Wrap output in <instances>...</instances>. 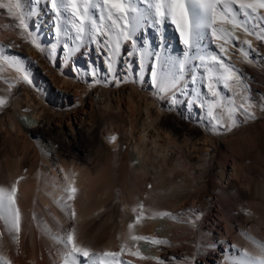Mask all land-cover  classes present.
I'll use <instances>...</instances> for the list:
<instances>
[{
  "label": "bare ground",
  "instance_id": "1",
  "mask_svg": "<svg viewBox=\"0 0 264 264\" xmlns=\"http://www.w3.org/2000/svg\"><path fill=\"white\" fill-rule=\"evenodd\" d=\"M134 6L141 9L145 14H149L147 5L140 3L139 0H136ZM22 7L25 12L33 10L29 18L31 34L24 37L23 33L20 32L15 36L13 42H9L8 39L4 38L0 40V100L4 102L0 104V109L11 99L13 92L19 87L23 88L26 84L22 80V74L16 72V66L11 64L13 58H20L24 70L23 74L29 77V82L33 85L36 80L38 88L43 93L41 97L37 98H33L25 90L21 91V94L17 93L14 115L0 121V134L16 139L23 148V153L16 158L13 166L7 164L3 166L0 161V187L10 189L12 184H16V201L21 213L18 234L15 232L9 233L4 221L0 220V244L3 245L0 246V260L6 261L7 264H18L21 256L28 253L26 242L29 241L31 244L29 256L33 259L34 264H37V260L34 261L37 249L42 254L45 264H60V253L63 251L64 246L58 242L56 237H63L68 230L74 229L68 224L71 220L78 226V229L75 230V236L79 244L90 248L92 251L98 246L95 241H87L88 236L85 232L84 222L109 206V202L94 204L92 199H94V195L98 192L100 186L108 192L110 183H108V179L106 180V172H93L90 168L91 164L81 159V156L76 152L81 149L77 139L83 133L86 118L89 117L91 112L85 108L82 109L81 113H69L61 110L76 106L78 100L82 98L79 92L74 93L72 96L70 91L74 90L76 81L83 74L91 76L95 81H102V78H99L98 75L100 72L101 74L107 72L114 80L117 63L121 61L128 72L125 80L130 83V91L127 94L129 104H133V107L136 108V100L144 103L145 119L142 128H144V134H149L151 147L143 156L142 162L136 163L134 155L128 162V177L125 189L132 196V199L130 200V197L128 199L126 196L121 195V233L117 241L109 239L104 248L105 251H120L121 245H124L125 251L120 257L124 264H158L157 260L161 257V248L164 245H170L171 242L166 233L162 231L163 235L160 238L157 237L156 231L159 229V224L166 222L161 220L173 216L174 212L179 211L185 205L184 203V205L173 203L171 197L189 191V194H194L189 209L193 213L200 211L198 203L201 189L205 185L202 187L199 180L203 178L204 174L208 173L216 152L213 140L208 137L200 138L199 130L195 128L196 124L200 122L213 126H215V123L206 115L208 107L201 108L200 100H196L197 96L204 99L207 95L201 93L202 85L200 83L193 84L192 82V75L196 74V70L192 67L193 62H187L186 70L180 77L182 87L179 91V97L176 99H173L170 89L165 87L166 81L160 77L154 78L152 75V66L157 64L158 60L160 62L167 60L169 64L175 65L177 72L179 71V61L185 59V49L178 31L170 21L155 29L142 25L134 33L136 37L134 41L122 43V50L118 58H114L113 70L110 72L105 59L106 55H110V53L101 54L103 63H98L96 58L92 59L90 56L86 57L89 61L87 63L76 57V52L81 45L93 43L87 35L82 42L70 38L74 33L71 32L70 25L64 18L67 13L61 17L60 22L61 32H67L68 35L62 34L58 38L55 27L56 20L48 12L49 9L43 0H22ZM3 16L8 18L5 11L0 10V17ZM238 19H242V17H238ZM6 22L11 23V20L7 19ZM223 27L227 31L238 30L241 34L237 36L244 37L243 40H248L252 47L249 49L241 41L235 44L239 56L235 61L241 65V68L236 67L235 69L242 74L243 83L231 93V102L225 98L228 94L218 86V90H221V103L224 105L221 109L216 110L219 118H221L223 108L226 110L224 113H226L227 107L231 104H234L237 108L241 104L240 95L236 94L240 89L241 91L247 90L253 99L258 94L255 85L260 86L264 83V40H257L255 35L245 33L243 28L233 29L231 24H224ZM248 27L251 28L252 25L249 24ZM86 28L90 29V26L86 25ZM206 33L207 39L202 43L205 45L207 53L218 52L216 43L211 41L210 30H206ZM33 40L49 56L51 63L60 57V66L62 72L67 75L66 78L62 77L63 73H52L46 62L40 63L41 70L36 69L32 62L34 57L31 47ZM65 43L69 47L62 49L61 46H64ZM219 43L223 44L226 49L229 44L234 46L233 43L224 44L223 40H220ZM23 45L29 48L27 58H24V54H22L24 52L20 51ZM129 51L135 55L128 56L127 52ZM228 53L230 52L227 49ZM5 57L8 58L7 61ZM133 59H136L138 64L136 74L133 69ZM92 62L95 64H92ZM66 69L71 70L73 76H70L69 71H66ZM196 75L199 79L198 74ZM44 77H50V82L55 91L49 88ZM146 87H149L152 95H141L140 90ZM189 93L191 95H187ZM156 99H164L167 106L186 115L192 126L181 129L177 122L172 123L162 120L160 123H156V118L153 117V108L158 109L159 112L161 111L157 104L159 102H156ZM44 100H47L58 110V118L61 120L57 132L59 140L52 137L55 127L44 120L47 111ZM187 100H196V105L186 103ZM29 110H32V116H28L29 124L23 126L16 118V114L27 117ZM32 121H36L37 126ZM111 127L113 126L111 125ZM88 129L91 134L90 141L94 145L98 143L99 146H103V142L98 139L94 127L91 125ZM132 130L133 126L131 125L130 131ZM144 136L139 135L137 140H142ZM103 140L109 145L107 148L110 151L111 149L116 151L119 146V138L115 128H108L106 135H103ZM173 155L177 157L174 159ZM28 161L32 166L26 168ZM33 173H36L39 178L36 187L30 179V181L27 180V177ZM234 174L237 178L238 173ZM223 175L224 173L221 171L218 179L221 180ZM69 185L75 187L77 191L75 198L70 201L72 208L66 209L64 202L68 195L66 189ZM229 185L234 186L235 179L229 180ZM100 192H103V190ZM238 192V199L243 200V190L239 189ZM223 197H226V201L222 199L219 201L220 216H216L219 220L226 218L225 214L233 206L232 203L235 200L230 196ZM140 198H143L148 206L144 207V218L137 224L135 219L140 212L138 207ZM255 202L247 203L241 207L237 204L243 212H250L246 220L250 227L243 230L248 233L249 241H243V247L241 248L242 252L247 251L252 255L257 252L256 243H253V241L264 244L261 241V238L264 237V208H260V205ZM240 204L242 203L240 202ZM156 207L168 208V210L161 213H168L169 215H158L155 211L157 210ZM73 209L76 215L74 219H70L68 213ZM153 211L156 214H153ZM112 215L114 214L112 213ZM112 215H110L109 221L113 219L114 216ZM172 222L174 223L173 219ZM1 223L4 224L3 227ZM104 223L106 221L103 222L101 228L105 225ZM130 223L134 224V228L131 230L132 235L146 236L149 240L132 241L128 229ZM101 228L97 229L96 232L99 233ZM14 236L15 239H13ZM153 239L164 241V243L153 244L151 242ZM128 249L131 251L138 250L145 259L129 255ZM47 254L52 259H49Z\"/></svg>",
  "mask_w": 264,
  "mask_h": 264
},
{
  "label": "rangeland",
  "instance_id": "2",
  "mask_svg": "<svg viewBox=\"0 0 264 264\" xmlns=\"http://www.w3.org/2000/svg\"><path fill=\"white\" fill-rule=\"evenodd\" d=\"M43 2L46 4V7L50 9L48 0H43ZM4 11L8 17L6 10ZM48 12L53 15L50 10ZM7 19H10L11 23H7ZM16 23L17 22L10 17H0V40L4 38L8 39L9 42L14 41L15 36L21 32L16 27ZM234 33L236 37H238V39L234 41V45L238 44V41L243 43L244 37L237 36L241 33L238 30L234 31ZM23 36L28 37L29 33H23ZM229 45L226 46L230 52L226 55V62L234 66V68H241V65L235 61L239 57L237 54V47ZM31 47L34 53L32 62L38 71L41 70L40 63L46 62L48 67L51 68L52 73H63L62 77H67V75L62 72L60 57H58V60L55 59L51 63L49 61V56L40 46L32 42ZM61 47L64 49L63 45ZM28 49L29 48L24 45L22 49H20V51L24 52L22 53L24 54V58L28 57ZM103 53L104 52H101L95 44L85 43L77 50L76 57L87 63L89 61L86 57L90 56L92 59L96 58L98 63H103V58L101 57ZM92 64L95 63L92 62ZM133 69L136 74L138 71L136 59H133ZM66 71H69V69H66ZM70 71L68 74L73 76ZM127 73V68L123 66L121 61H118L114 80L107 72H103L102 74L100 72L98 75L99 78H102V81H95L91 76L83 74L79 80L76 81L74 90L72 89L70 91L72 96L74 93L79 92L82 98L78 100L76 106L61 110L69 113H81L82 109L85 108L91 112L89 117L86 118L85 127L82 131L83 133H81L79 139H77L78 143L81 145V149H78L76 152L81 156V159L91 164L90 168L93 172H106L105 175L107 174V178H105L106 180L108 179L107 181L110 183V190H108L110 193L100 186L99 188L97 187L98 192L94 195V199H92V203L94 204L109 202V206L101 213L90 217L84 222L85 232L88 236L86 239L89 242H97L98 246L95 249L96 251H94L99 253L105 251L104 245L109 239H114L115 241L119 239L118 236L121 233L120 224L122 218L120 206L121 195L126 196L128 199L130 197V200L132 199V196H130L125 189V183L128 177V162L132 159L133 155L135 156L136 163L142 162L143 156L151 147L149 134H144V128H142L145 119L144 103L136 100L137 106L135 108L133 104H129L127 100V94L130 91V83L125 80ZM49 78L50 77H44V80L49 88L55 91ZM37 85L38 82L36 80L34 85L28 81L23 88L19 87L13 92L11 99L0 109V121L14 115L17 93L21 94V91L25 90L29 92L33 98L41 97L43 92ZM255 87L258 94L252 100L259 101L264 99V83L260 86L255 85ZM140 91L143 96L147 94L152 95L149 87L143 88ZM200 91L207 95L206 89L203 86ZM240 91L241 89L236 94L240 95V101L242 100L241 104L245 103L246 106H248L251 115L241 112L234 116L235 123H232L228 118L227 112L224 113L226 110L223 108L221 119L225 124L230 125V129L228 127L213 126L207 123L202 124L201 122L197 123L195 126V128L199 130V137H208L212 139L216 147L214 161L211 163L208 173L204 174L203 178L199 180L202 187L205 185V187L201 189V196L198 203L200 211L193 213L189 209L194 195L189 194V191H184L182 192L183 194L180 193L181 195L175 194L171 197L173 203H184L185 205L183 204L184 207L174 212L173 216L161 220L166 222H161L159 224V229L156 231L157 237L160 238L163 233H166L167 238L171 242L170 245H164L161 248V257L157 261L162 260L164 264H224V261L229 258V245L235 247L237 250L235 255L239 257V253L242 252L241 247H243V241H249L248 233L243 230H247V228L250 227L246 221L250 212L245 213V211L243 212L238 206L240 205L239 207H241L247 203L256 201L255 203H258L257 205H260V208H264V105H248L247 101L249 94L247 90H243L241 93ZM43 102L47 108L44 120L55 127V133L53 132L52 137L53 139L59 140L60 138L57 132L61 120L58 118V110L54 105L48 103L47 100ZM156 102H159L157 104L159 108H161L160 112L158 109L153 108V117L156 118V123H160L162 120L172 123L177 122V125L181 129L192 126L191 121L186 115L167 106L164 99H156ZM136 109L138 110L136 111ZM31 111L32 110H29L27 112V117L18 116V114H16V118L21 125L27 126L29 124L28 116H32ZM82 116L84 117V115ZM205 122H207V120H205ZM32 123L37 126L36 121H32ZM91 125L96 130L98 139L103 142V146H99L98 143L94 145L90 141L91 134L88 128ZM111 125L113 127H111ZM131 125L133 126L132 131H130ZM108 128H115L117 131L119 146L116 151H113L114 149L110 151V149L107 148L109 145L103 140V135H106V130ZM139 135L145 136L142 140L138 141L137 137ZM22 150V145L16 139L0 134V161L3 166L5 164L13 166L16 158L20 157L23 153ZM80 156L78 157L80 158ZM176 157V155H173L174 159ZM30 166H32V164L28 161L26 163V168ZM221 171L224 175L222 179L219 180L218 176H220ZM236 172L238 173L237 178L240 179L235 177L234 173ZM33 174H30L27 180L30 179L36 187L39 178L36 173ZM231 179H235L234 186L229 185V180ZM239 189L243 190V200L238 199ZM102 190L103 192H100ZM223 196H230L235 198V200L232 203L233 206L226 212V218L219 220L216 217L220 216L219 201L221 199L226 201V197ZM240 202L242 204H240ZM140 204H143L145 208L148 206L143 198L139 199V205ZM237 204L239 205L237 206ZM163 208L156 207L155 209L157 210L155 211L161 213L168 210V208ZM155 211H153V214H156ZM112 213L114 215H112ZM199 214L202 215L197 219ZM110 215L114 217L109 221ZM104 221H106V223H104L105 225L101 228ZM68 224L75 230L78 229V226L72 220L69 221ZM1 225L2 227L4 226L3 223H1ZM100 228L101 231L97 233V229ZM161 231L163 233H161ZM261 241L264 243V237L261 238ZM0 246L3 245L0 244ZM30 247V242H26L28 253L21 256L18 264H34L33 259L29 256ZM37 251L35 252L34 261L37 260V264H45L42 254H40L38 249ZM47 257L52 259L48 254Z\"/></svg>",
  "mask_w": 264,
  "mask_h": 264
},
{
  "label": "snow or ice",
  "instance_id": "3",
  "mask_svg": "<svg viewBox=\"0 0 264 264\" xmlns=\"http://www.w3.org/2000/svg\"><path fill=\"white\" fill-rule=\"evenodd\" d=\"M135 2L136 0H48L49 10L56 20L57 37L59 38L62 34L68 35L67 32H61L60 22L61 17L67 13L64 18L70 25L71 32L74 33L70 38L82 42L87 35L101 52L110 53L105 57L110 72L113 70L114 58H118L122 50V43L134 41L136 39L134 33L142 25L155 29L170 21L179 33L185 49V59L179 61L178 72L174 64H169L167 60L164 62L158 60L157 64L152 66L153 77L163 78L166 81L165 87L170 89L173 99H176L182 87L180 77L186 70L187 62L192 61V67L199 76L197 79L196 74L192 75V82L193 84L200 83L207 93L204 99L197 96L196 100H200L201 108L208 107L206 115L215 125L230 129V125L225 124L216 114L217 109L224 107L218 86L228 94L225 98L231 102V93L236 87L242 85L243 77L234 66L225 61L227 49L219 41L223 40L224 44H234L238 37L234 31H227L223 25L231 24L233 29L243 28L245 33L255 35L257 40H264V0H139L140 3L147 5L149 14L135 7ZM0 10H6L8 17L17 22L16 27L21 32L31 34L29 18L33 10L25 12L22 0H0ZM249 24L252 25L251 28L248 27ZM86 25H89L90 29L86 28ZM206 30H210L211 41L216 43L218 52L207 53L202 43L207 39ZM32 42L35 44V40ZM243 43L251 49L252 46L248 40H244ZM68 47L69 45L65 43L64 48ZM127 55L134 56L135 54L129 51ZM7 59L5 57L6 61ZM11 64L16 66V72L22 74V80L28 82L29 77L23 74L20 58H13ZM196 100H187L186 103L195 106ZM3 103V100H0V104ZM247 104L264 105V99L254 101L249 94ZM241 112L251 115L245 103H242L239 108L234 104L227 107V115L232 123H235L234 116ZM66 191L68 195L64 202L65 207L71 209L70 201L75 198L77 189L69 185ZM16 195V184H12L10 189L0 187V220L4 221L9 233L18 234L21 213L17 206ZM138 207L140 212L135 219L137 224L144 218V205L140 204ZM68 215L70 219H74L75 210H71ZM158 215L169 214L158 213ZM133 228V223L128 224L132 241L149 240L146 236L132 235ZM56 239L64 246L60 253V264H124L120 259L125 251L124 245H121L120 251L94 252L77 242L75 229L68 230L63 237H56ZM151 242L153 244L164 243V241L155 239ZM253 243H256L257 252L252 255L244 251L239 253V257L235 255L237 251L235 247L229 245V258L224 261V264H264V244L255 241ZM128 254L145 259L138 250L128 249ZM0 264H7V262L0 260ZM158 264H164V261L160 260Z\"/></svg>",
  "mask_w": 264,
  "mask_h": 264
}]
</instances>
